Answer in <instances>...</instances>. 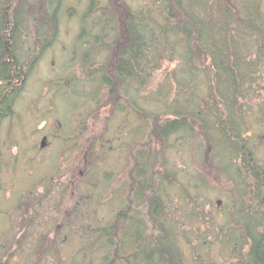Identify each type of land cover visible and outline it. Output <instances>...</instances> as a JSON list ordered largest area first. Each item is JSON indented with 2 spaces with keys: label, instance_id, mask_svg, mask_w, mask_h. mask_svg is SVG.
I'll return each instance as SVG.
<instances>
[{
  "label": "trees",
  "instance_id": "trees-1",
  "mask_svg": "<svg viewBox=\"0 0 264 264\" xmlns=\"http://www.w3.org/2000/svg\"><path fill=\"white\" fill-rule=\"evenodd\" d=\"M86 1L74 53L91 67L107 54L103 69L89 66L88 85L108 88L113 115L140 114L137 136L152 120L113 217L119 226L107 218L91 243L105 251L99 264H206L213 247L209 235L236 264H264L263 1L134 0L132 7L126 0ZM60 2L0 0V122L13 113L26 58L29 65L34 59L20 39L30 40L33 29L32 43L48 44L47 31L55 36L58 28ZM164 64L173 66L169 71ZM162 68L167 71L156 94L144 102L153 99L156 112L135 96L124 98L131 90H148ZM195 138L204 146L194 150L198 166L180 165L179 155L170 160L167 153ZM208 163L232 190L221 220L218 201L215 207L201 201L212 182L199 168ZM101 186L103 181L92 192Z\"/></svg>",
  "mask_w": 264,
  "mask_h": 264
},
{
  "label": "rangeland",
  "instance_id": "rangeland-1",
  "mask_svg": "<svg viewBox=\"0 0 264 264\" xmlns=\"http://www.w3.org/2000/svg\"><path fill=\"white\" fill-rule=\"evenodd\" d=\"M126 2L136 6L134 0ZM86 3V0L60 2L55 36L46 30L44 41L48 44L41 47L32 43L33 29L30 40L20 39V46L28 49L29 57L34 59L29 65L26 58V75L15 96L13 113L0 122V264H99L105 251L96 246L92 249L91 243L97 228L109 218L113 220L121 198L125 200L123 189H128L132 181L136 147L150 136L152 120L148 121V131L137 136L136 128L142 123L140 114L113 115L108 88L99 89L87 83L91 61L74 53L79 17ZM106 55L103 51L92 67L103 69ZM172 66L168 64L167 70ZM166 68L153 74L148 90L144 87L137 92L131 90L124 98L135 96L145 110L156 112L153 99L148 106L144 102L156 94V84ZM172 139L170 142H174ZM195 139L185 142L176 153L174 150L167 153L170 160L179 155L180 165L184 161L198 166L194 150L197 154V147L204 146H199V139ZM150 144L156 145L154 141ZM156 146L155 149L162 150L161 145ZM199 170L212 182L201 201L205 207L209 204L215 207L218 201L216 209L220 210L221 220L222 205L230 189L213 164ZM101 181L104 187L92 192ZM170 192L175 190L171 188ZM127 205L128 210L132 208V203ZM146 215L143 210L141 216ZM111 225L119 226L115 219ZM9 228L21 231L19 234L18 230L13 231L16 236L5 235ZM211 241L213 247L206 264L237 263L214 242L213 235L207 237V242ZM16 253L19 257H15ZM183 253L187 256L190 253L187 246L183 247Z\"/></svg>",
  "mask_w": 264,
  "mask_h": 264
},
{
  "label": "flooded vegetation",
  "instance_id": "flooded-vegetation-1",
  "mask_svg": "<svg viewBox=\"0 0 264 264\" xmlns=\"http://www.w3.org/2000/svg\"><path fill=\"white\" fill-rule=\"evenodd\" d=\"M15 230H18V234H19L20 231H21V230H19V229H12V228H9L7 231H5V235H11V236L13 235V236H16V235L14 234ZM13 231H14V232H13ZM27 233H30V232L28 231ZM18 234H17V235H18ZM29 235H31V233H30ZM15 252H16V251H15ZM15 257H19L18 253L15 254ZM16 262H17V259H16Z\"/></svg>",
  "mask_w": 264,
  "mask_h": 264
}]
</instances>
